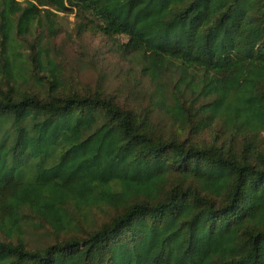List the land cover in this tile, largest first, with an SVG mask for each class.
I'll return each instance as SVG.
<instances>
[{
	"label": "trees",
	"instance_id": "1",
	"mask_svg": "<svg viewBox=\"0 0 264 264\" xmlns=\"http://www.w3.org/2000/svg\"><path fill=\"white\" fill-rule=\"evenodd\" d=\"M0 264H264V0H0Z\"/></svg>",
	"mask_w": 264,
	"mask_h": 264
},
{
	"label": "rangeland",
	"instance_id": "2",
	"mask_svg": "<svg viewBox=\"0 0 264 264\" xmlns=\"http://www.w3.org/2000/svg\"><path fill=\"white\" fill-rule=\"evenodd\" d=\"M103 54V60L99 61V70L102 68L107 71H112L116 68V60L108 52L107 48H100V42L96 43V40L90 36H86L81 43L69 44L65 47L63 58L69 63V68L83 83H90L91 85L95 81V72L89 63L95 59L96 51Z\"/></svg>",
	"mask_w": 264,
	"mask_h": 264
}]
</instances>
